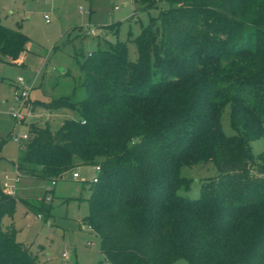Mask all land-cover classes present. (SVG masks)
<instances>
[{
	"label": "trees",
	"instance_id": "obj_1",
	"mask_svg": "<svg viewBox=\"0 0 264 264\" xmlns=\"http://www.w3.org/2000/svg\"><path fill=\"white\" fill-rule=\"evenodd\" d=\"M134 1L169 6L133 39L136 60L122 43L88 53L82 98L31 103L76 109L80 118L56 131L28 125L13 162L18 175L53 181L76 158L100 166L85 220L105 263L264 264V151L251 150L264 136V0ZM28 41L0 21V61L19 64ZM227 105L233 135L220 123ZM201 161L218 173L199 197L182 195L189 181L181 167ZM18 200L0 177V264H40L3 223ZM20 200L45 220L52 215L44 198Z\"/></svg>",
	"mask_w": 264,
	"mask_h": 264
},
{
	"label": "rangeland",
	"instance_id": "obj_2",
	"mask_svg": "<svg viewBox=\"0 0 264 264\" xmlns=\"http://www.w3.org/2000/svg\"><path fill=\"white\" fill-rule=\"evenodd\" d=\"M168 6L167 1L144 7L134 0H0L1 23L29 37L19 64L0 61V177L4 180L5 174L9 176L13 195L19 199L14 214L4 216L3 223L13 224L16 239L30 246L40 264H105L101 238L85 220L97 170L76 158V167L54 184L44 178L19 177L13 162L22 146L13 137L27 133L31 123L56 131L64 119H79L76 109L32 108L31 103L70 95L75 100L82 98L81 64L91 51L122 43L129 59L136 60L133 39L151 18L160 24V9ZM19 77L28 89V101L23 106L16 98L22 89L16 84ZM16 111L23 116L22 122L13 117ZM229 111V105L225 106L220 123L226 135H233ZM251 150L254 155L264 151V136L251 142ZM74 172H78L77 178ZM217 173L213 161L183 165L180 175L189 181V187L179 192L197 198L203 181ZM23 197L44 198V203L51 205L52 215L45 220L43 215L28 211L20 200ZM173 264L188 262L180 259Z\"/></svg>",
	"mask_w": 264,
	"mask_h": 264
},
{
	"label": "built area",
	"instance_id": "obj_3",
	"mask_svg": "<svg viewBox=\"0 0 264 264\" xmlns=\"http://www.w3.org/2000/svg\"><path fill=\"white\" fill-rule=\"evenodd\" d=\"M47 18V16H45ZM48 21V18L46 19ZM91 33H94V30L92 29L90 31ZM91 54V52H90ZM16 84L20 87H22L21 91L19 93H16V98L21 102V105H25L26 102H27V97H28V92H27V88L24 87L23 85V79L21 77H19L16 81ZM19 88V87H17ZM13 117L17 119L18 122H22L23 121V116L18 112H14L13 114ZM14 135H12L13 137ZM28 138V134L27 133H24L22 135H17V136H14L13 139L18 142L20 144L21 141H23L24 139ZM96 170H100V166L99 165H96L95 166ZM19 176V175H18ZM79 176L78 172H74L73 173V177L74 178H77ZM94 181H97V178L94 177L93 178ZM11 179L9 178V176L7 174H5L4 176V180H2V188L4 190L5 193L7 194H10V195H13V185L12 183L10 182ZM55 183V180L52 181V184ZM38 216H41V215H38ZM64 255H66V253H64ZM105 264H111L109 262H106Z\"/></svg>",
	"mask_w": 264,
	"mask_h": 264
}]
</instances>
